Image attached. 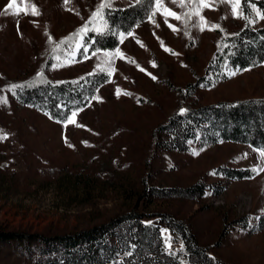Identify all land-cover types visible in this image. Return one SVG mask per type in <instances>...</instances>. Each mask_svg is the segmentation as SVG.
Masks as SVG:
<instances>
[{
	"label": "rangeland",
	"instance_id": "374dc122",
	"mask_svg": "<svg viewBox=\"0 0 264 264\" xmlns=\"http://www.w3.org/2000/svg\"><path fill=\"white\" fill-rule=\"evenodd\" d=\"M99 1L71 0L65 5L64 0H31L41 13L33 16L30 9L24 14L28 5L21 0L5 13L10 0H0V94L8 91L6 77L29 75L44 62L49 34L58 36L83 22ZM247 1L264 13L254 0ZM135 2L113 0V5ZM164 3L177 13L188 10L171 0ZM154 6L155 0L151 13L123 32V43L120 37L117 46L99 49L92 56L97 50L82 38L91 58L74 46L67 56H59L63 66L53 67L56 59L48 62L46 73L61 79L99 70L98 57L116 48L134 60L115 59V71L82 111L77 110L75 120L83 127H65L64 121L20 104L11 95L6 104L0 103V129L8 134L0 140V230L60 232L90 226L131 207L146 214L169 211L187 220L198 240L226 263L264 264V172L243 177L228 172L260 164L254 151L258 147L222 140L171 151L155 144L153 129L178 104L174 85L198 81L208 73L215 32L194 27L195 16L187 27L169 17L168 23L178 29L173 31L159 12L149 19ZM214 9L202 12L211 25L220 23L232 30L245 22L233 16L229 4L216 3ZM16 10L19 15L12 14ZM249 19L254 26L264 25L254 12ZM118 88L131 95L117 96ZM254 95H264V59L230 69L213 86L196 87L186 101L202 104ZM201 177L210 184L201 196L138 195L144 183L186 186ZM16 249L14 241L0 242V264H31Z\"/></svg>",
	"mask_w": 264,
	"mask_h": 264
},
{
	"label": "trees",
	"instance_id": "16d2710c",
	"mask_svg": "<svg viewBox=\"0 0 264 264\" xmlns=\"http://www.w3.org/2000/svg\"><path fill=\"white\" fill-rule=\"evenodd\" d=\"M153 1L139 0L128 6L112 5L110 9H105L108 28L102 33L89 31L84 34V43L92 50L117 46L120 33L129 31L151 13ZM254 1L264 11V0ZM100 2L94 5L83 22L58 36L49 34L44 62L29 75L6 77L8 89L12 84L24 87L17 88L15 93L5 88V96H0L8 100L11 95L18 103L44 111L61 121L72 111L87 105L98 87L107 81V71L94 70L52 79L45 68L54 57L68 55L76 43L71 39L72 34L85 24ZM250 11V8L244 7V14L249 16ZM217 25L214 50L206 65L208 73L199 76L198 81L173 87L179 96L178 104L153 129L158 148L187 151L195 142L214 144L222 140L264 147V95L202 104L186 101L196 87L213 86L228 76L230 69L256 65L264 59V25L254 26L245 21L241 27L232 30H227L220 23ZM57 45L60 47L57 48ZM38 72H43L45 82L41 83L37 78ZM181 109L186 111L181 113ZM251 169L233 168L230 169L233 173L228 172L232 177H243L253 174ZM209 186L202 177L186 186L144 183L138 195L149 199L155 196L196 197L203 195ZM11 241L15 242L20 254L30 259L31 264H228L198 240L184 218L169 211H150L146 214L136 207L73 230H0V242Z\"/></svg>",
	"mask_w": 264,
	"mask_h": 264
},
{
	"label": "snow or ice",
	"instance_id": "6c2138e0",
	"mask_svg": "<svg viewBox=\"0 0 264 264\" xmlns=\"http://www.w3.org/2000/svg\"><path fill=\"white\" fill-rule=\"evenodd\" d=\"M21 2L26 3L28 5V7L24 10V14H29V9H30V14L33 16H39L41 14L39 8L34 3H31V0H21ZM70 2L71 0H64L65 5L69 4ZM137 2H139V0H137ZM15 3H17V0H10L9 4L6 5V8L4 10L5 13H7L8 9H12L13 4ZM171 3L177 5L180 8H187L188 10L182 13H177L171 8L166 7L164 0H155L154 10L152 12V15L149 17V19L152 20L153 17L156 15V13L159 12L164 17V22L168 24V27L171 28L173 31H178V29L174 25L168 23L169 17L175 20L182 21L187 27L188 22L192 20L193 16H195L198 18V21L196 24L193 25L194 27H198L200 31H204L206 27L208 28V30H215L219 28V25H211L210 22L207 21L206 18L202 15V12L206 8H212L213 10H215L214 5L216 3H226L231 6L232 14L234 17L242 18L249 24L252 23L253 21L249 19L248 15L244 14L245 6L250 8L251 12H254L256 16H258L260 19L264 20V13L258 10L255 7V4H247V0H171ZM112 5H113V0H101V2L97 5L96 9L91 13L90 17L85 22V24H83L79 29L76 30V32L72 34L71 39L76 41L75 48L77 50L80 48H83L85 58H91V57L87 56L88 47L82 44L80 40L83 38V35L88 33L89 31H93L96 33H102L106 28H108V24L105 19L104 10L110 9ZM189 5H191V8H188ZM12 14L19 15V10L14 11ZM153 23H155L154 20H153ZM126 34L128 36L133 35L132 32H128ZM124 36H125V33H120L121 43H123ZM77 38H80V39H77ZM65 42L66 41H61V43H65ZM137 43L143 46L141 41L137 40ZM161 44L163 46L162 41H161ZM59 47L60 45H57V48ZM53 51L55 52L56 49H53ZM98 51L99 50L92 52V56H97ZM165 51L171 52L172 50L165 48ZM54 58L58 61V63L56 65H53V67L63 66V64L60 62L59 56H56ZM116 58L125 59V60H128L129 62L134 63V60H131V58L126 57L125 54L121 51V49L116 48L114 51L104 52L102 57H98V59L100 60V63L97 66L98 69L102 72L107 71V74L111 76L112 73L115 71V69L113 68V63ZM69 62H71V60H69ZM155 66L156 65L153 63V67ZM137 67L139 68V65H137ZM140 70L144 71V69H140ZM233 75H235V73H233ZM37 78L40 80L41 83L45 82L43 72H38ZM152 79H156V77L152 76ZM23 87L24 85L12 84L9 87L8 91L15 93V90L17 88H23ZM121 94L131 95L130 93L124 92L123 90L118 88L117 96ZM0 103L6 104L7 97L0 96ZM79 111H82V109H80ZM185 111H186L185 109H181V113ZM77 114H78L77 111H72L71 115L65 117V120H64L65 127H67L68 124H73L76 127H83L82 125L78 124L77 121L75 120V117L77 116ZM7 138H8V134L5 133L3 129H0V140H5ZM65 142L67 143V138H65ZM84 143H87V142H84ZM69 147H72V145L69 144ZM254 151L258 152L260 164L254 166L251 169V171H253L256 174H259L260 172H264V147L254 149ZM194 154L198 155L199 153H194ZM247 155L248 154L245 153L244 157L246 158Z\"/></svg>",
	"mask_w": 264,
	"mask_h": 264
}]
</instances>
